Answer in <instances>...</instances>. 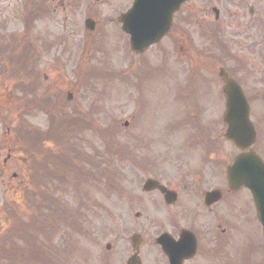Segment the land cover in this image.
Here are the masks:
<instances>
[{"label": "rangeland", "instance_id": "374dc122", "mask_svg": "<svg viewBox=\"0 0 264 264\" xmlns=\"http://www.w3.org/2000/svg\"><path fill=\"white\" fill-rule=\"evenodd\" d=\"M20 1L1 0L0 90L5 98H21L23 106L17 110L22 114L7 124L14 147L11 152L3 138L7 127L0 120V168L6 159L0 174V264H125V238L132 220L130 199L141 197L146 177L176 172L175 168L170 171L168 156H174L182 138L194 131L192 110L198 120L205 117L204 109L194 108L195 101L191 106L194 94L185 92L187 78L175 59L165 57L164 42L145 53L130 52L118 21L129 0H65L71 9L67 40L74 51L67 62L53 50L43 52L39 43L31 45L37 58L25 57L26 42L20 45L16 32ZM38 3L46 10L38 11L33 26L41 36L46 32L53 39L63 32V12L52 0ZM87 17L95 23L93 31H84L82 22ZM22 59L28 60L24 63L27 68L21 67ZM46 87L55 88L54 92L63 87L72 94L65 110L58 108L51 117L22 103L50 98L43 95ZM73 110L87 114V118L81 115L89 122L81 123L82 127L71 125L69 117H76ZM18 121L42 132L61 121L71 129L72 149L76 146L83 154H71L73 168L65 167L59 176L64 180L39 179L46 182L42 190L51 199L50 207L40 209L45 224L35 234L33 195L39 184L34 188L25 184L27 145L19 134ZM57 139L51 145L54 150L63 149L64 141ZM74 166L84 175L75 174ZM12 174L15 178L9 179ZM69 222L75 225L69 227ZM107 242L112 246L105 252ZM35 246H39L36 251Z\"/></svg>", "mask_w": 264, "mask_h": 264}, {"label": "flooded vegetation", "instance_id": "af4514ba", "mask_svg": "<svg viewBox=\"0 0 264 264\" xmlns=\"http://www.w3.org/2000/svg\"><path fill=\"white\" fill-rule=\"evenodd\" d=\"M52 1L63 12V32L53 39L37 33L33 25L42 5L21 0L17 35L26 42L27 55H36L31 45L39 43L43 52L53 50L67 62L74 55L66 31L71 27L70 2ZM163 42L165 56L176 59L188 80L185 92L194 94L191 106L195 101L194 108L204 109L205 117L194 120L192 110L194 131L186 133L174 156H168L170 171L176 172L152 178L163 190L130 199L126 262L264 264V0H189L172 15ZM223 76L237 86L248 107L253 134L237 127L240 144L227 135ZM56 89L54 104L67 105L71 91ZM247 167L257 172L248 174ZM259 177L263 180H251ZM111 246L104 245L105 252Z\"/></svg>", "mask_w": 264, "mask_h": 264}, {"label": "water", "instance_id": "95a60500", "mask_svg": "<svg viewBox=\"0 0 264 264\" xmlns=\"http://www.w3.org/2000/svg\"><path fill=\"white\" fill-rule=\"evenodd\" d=\"M184 0H135L132 8L121 17L122 30L130 36V46L136 52L145 50L149 45L157 42L168 30L170 16ZM85 28L93 30L94 23L91 20L85 22ZM228 101L231 103V111L237 112V96L233 92H227ZM246 117V115H245ZM245 117L232 120L233 131L238 127L245 132ZM232 137H234V133ZM157 188L153 180H147L144 190ZM161 188V187H159Z\"/></svg>", "mask_w": 264, "mask_h": 264}, {"label": "trees", "instance_id": "16d2710c", "mask_svg": "<svg viewBox=\"0 0 264 264\" xmlns=\"http://www.w3.org/2000/svg\"><path fill=\"white\" fill-rule=\"evenodd\" d=\"M45 167H46V169L48 170V164H46V166H45Z\"/></svg>", "mask_w": 264, "mask_h": 264}]
</instances>
